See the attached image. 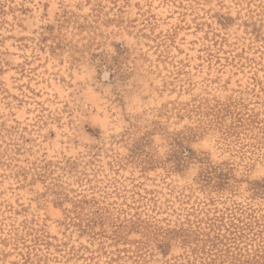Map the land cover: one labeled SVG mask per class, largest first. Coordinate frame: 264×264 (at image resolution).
Listing matches in <instances>:
<instances>
[{
	"label": "rangeland",
	"instance_id": "rangeland-1",
	"mask_svg": "<svg viewBox=\"0 0 264 264\" xmlns=\"http://www.w3.org/2000/svg\"><path fill=\"white\" fill-rule=\"evenodd\" d=\"M0 264H264V0H0Z\"/></svg>",
	"mask_w": 264,
	"mask_h": 264
}]
</instances>
